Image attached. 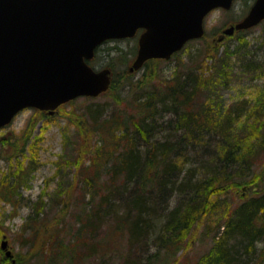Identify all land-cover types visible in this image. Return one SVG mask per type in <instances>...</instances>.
Wrapping results in <instances>:
<instances>
[{
	"label": "trees",
	"instance_id": "16d2710c",
	"mask_svg": "<svg viewBox=\"0 0 264 264\" xmlns=\"http://www.w3.org/2000/svg\"><path fill=\"white\" fill-rule=\"evenodd\" d=\"M246 32L235 34L239 44L233 49L223 43L206 48L194 66L190 56L189 63L181 62L183 51L177 53L174 73L161 77V84L154 83L161 60L147 62L138 79L141 71L125 68L127 53L108 62L112 84L103 96L110 102L95 98L86 105L76 124L79 142L71 147V184L85 193L84 217L74 214L80 227L70 229L71 261L85 245L88 260L101 264H264V168L255 172L264 161V135L252 141L247 126L237 128L244 117L243 124L264 125L258 119L264 115V96L253 107L249 100L213 107L224 85L215 83L229 79L234 63L252 72L253 80L264 79V53L253 54ZM260 39L256 43L264 51V35ZM101 51L103 46L91 65ZM207 56L214 62L209 77ZM63 136L66 140L68 134ZM29 152L32 168L35 153ZM17 167L0 188V199L19 206L30 174L20 164L12 168ZM245 186L254 194L243 192ZM69 195L66 201L60 194L62 209L74 206ZM35 203L26 222L32 241L49 235L52 224L40 217L43 199ZM55 227L64 229L58 235L68 232L62 219Z\"/></svg>",
	"mask_w": 264,
	"mask_h": 264
},
{
	"label": "water",
	"instance_id": "95a60500",
	"mask_svg": "<svg viewBox=\"0 0 264 264\" xmlns=\"http://www.w3.org/2000/svg\"><path fill=\"white\" fill-rule=\"evenodd\" d=\"M235 0H0V128L24 109L53 115L79 97L109 90L110 69L88 62L107 40L139 38L131 72L153 59L169 60L205 35L206 16ZM264 21V0L225 30H248ZM8 242H2V249ZM7 256L11 255L7 251Z\"/></svg>",
	"mask_w": 264,
	"mask_h": 264
},
{
	"label": "rangeland",
	"instance_id": "374dc122",
	"mask_svg": "<svg viewBox=\"0 0 264 264\" xmlns=\"http://www.w3.org/2000/svg\"><path fill=\"white\" fill-rule=\"evenodd\" d=\"M254 1L237 0L229 11L218 9L210 13L205 20V37L186 46L180 54V57L183 58L181 62H185L189 56L193 59V62L190 61V63L187 60L190 65L200 59L202 60V52L213 44L216 46L221 43L230 44L232 49L238 45V36H227L225 30L241 21L247 15ZM243 35L255 47L253 54L264 53L261 46L259 47L260 44L258 43L257 45L256 43V41L260 42L261 36L264 35V22ZM103 49L105 51L100 52L99 57L92 64L93 66L98 70L108 68L107 64L109 61H112L120 53H127L128 59L124 65L130 71L137 55L138 37L108 42L103 45ZM199 53L200 56L198 58ZM177 59L174 57L169 61H162L158 66V70L157 66L155 67L158 78L154 80V83L161 84V77H171L170 75L174 73L177 67ZM212 62L213 59L207 56V60L204 62V64H208V67H205L207 72L211 70L209 67L211 68L214 64ZM120 68L123 67L120 66ZM211 73H207L208 77ZM142 74L143 69L141 73L137 74L136 79ZM251 74L252 72L249 70L242 69L241 63H234L232 75L229 79L215 83L224 85L219 87L221 91L213 100V107L219 109V107L224 106L227 109L228 106L245 100H249L253 104L251 107L256 106L257 102L260 101L259 95L264 96V79L253 80ZM94 100V98L89 100L87 98H79L73 104H67L64 108H60L53 116L40 114L32 109L25 110L18 114L9 126L0 130V188L3 184L10 183V172L14 173L19 170L18 167L12 168L14 165L18 166L20 164L23 169H28L30 174L29 176L27 175L28 182L20 190L22 203L19 206L0 199V264H101L97 258L88 260V252L85 245H80L77 248V259L74 261L70 260L72 259V251H74L70 229L75 226L80 227L81 223L74 217V214H78L79 218L84 217L82 211L84 209L83 204H85L83 187L81 186L80 188L76 183L71 184L74 175L70 169V161L75 155L71 151V147L79 142L76 140L78 135L76 124L80 122L81 116L87 109L86 105H89ZM94 102L105 104L110 102V99L108 96L102 95ZM220 103L223 105H220ZM225 119L223 118V121ZM245 119L246 117L242 118L241 123H237V128L241 131L247 126V134H251V140H261L264 135L263 121L259 122V124L252 122L247 125L243 124ZM258 119H264V115H260ZM64 133L68 134L66 140H64ZM257 136L258 139H254ZM25 144H27L26 147H24ZM31 146L35 148L30 150ZM29 151L35 153V159H32L33 163H35L32 167L33 169L27 167V162L32 157ZM60 168L61 170H58ZM263 168L264 161L262 160V163L260 162L255 169L256 174H262ZM252 174L250 172L248 176ZM243 189L245 190L243 192H247L249 195L254 194L253 187L245 186ZM247 193L242 195L245 196ZM60 194H63V198L66 201L70 200L69 194L74 196L75 203L72 210L67 207L61 208L62 198ZM41 198L43 199V209L39 210V212H42L40 217L45 219V222L49 221L50 224L52 223L50 227L51 233L49 235L42 233L38 241L36 239L32 241L30 237L32 233L29 231V227H26V222L29 215L33 213L32 206L35 202H40ZM61 219L65 222V228L67 227L68 232L58 235L59 231H64V229L62 227L56 229L54 226ZM213 228L215 227H210L211 230H214ZM4 240L8 242L6 250L1 248ZM261 245V243H257L258 248H261ZM200 250L204 251L205 248L202 247ZM7 251L11 252L10 256L6 255ZM82 252H85L86 255L82 254ZM259 253L257 251L255 254L259 255Z\"/></svg>",
	"mask_w": 264,
	"mask_h": 264
},
{
	"label": "bare ground",
	"instance_id": "6f19581e",
	"mask_svg": "<svg viewBox=\"0 0 264 264\" xmlns=\"http://www.w3.org/2000/svg\"><path fill=\"white\" fill-rule=\"evenodd\" d=\"M255 154V152L253 151L252 153H251V155H254Z\"/></svg>",
	"mask_w": 264,
	"mask_h": 264
}]
</instances>
